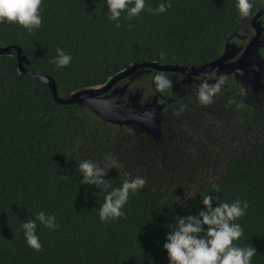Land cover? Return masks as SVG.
Returning <instances> with one entry per match:
<instances>
[{
	"label": "trees",
	"instance_id": "16d2710c",
	"mask_svg": "<svg viewBox=\"0 0 264 264\" xmlns=\"http://www.w3.org/2000/svg\"><path fill=\"white\" fill-rule=\"evenodd\" d=\"M260 1L250 0L249 15L241 17L236 0H145L138 16L122 12L117 27L107 19L105 0H42L40 27L29 33L0 24V47L20 48L27 70L50 76L64 99L135 64L190 68L212 62ZM160 3L170 6L148 11ZM57 48L72 57L62 69L50 62ZM151 73L143 69L127 78L143 99L154 94ZM246 91L238 92L240 98L227 92V152L201 154L195 166L191 143L182 146L178 136L182 129L192 133L194 122L190 111L180 112L176 92L159 91L170 110L154 141L135 126H116L85 107L56 103L44 84L18 72L13 49L0 55V264H168L162 248L168 224L176 215L195 214L205 194L215 195V203L247 201L245 215L235 221L243 233L234 243L251 244L252 264H264V95ZM186 102L194 105L191 96ZM168 116L173 129L166 146ZM106 158L117 162L105 174L109 186L81 185L76 163L104 166ZM136 176L146 183L129 193L124 216L100 222L97 209L106 192ZM41 211L54 215L59 227L37 222V252L25 244L20 224Z\"/></svg>",
	"mask_w": 264,
	"mask_h": 264
},
{
	"label": "clouds",
	"instance_id": "9594fccd",
	"mask_svg": "<svg viewBox=\"0 0 264 264\" xmlns=\"http://www.w3.org/2000/svg\"><path fill=\"white\" fill-rule=\"evenodd\" d=\"M42 0H0V24L10 23L23 27L27 32L38 29L42 18L40 6ZM107 5V19L115 21L119 27L121 13L131 19L145 10V0H105ZM169 4L160 3L153 9L156 13L166 11ZM235 7L241 17L249 15L252 4L250 0H236ZM72 57L57 48L56 56L50 61L56 68L62 69L71 63ZM158 90L170 87L171 81L163 75L154 77ZM222 80L209 84L206 80L201 83L196 93L197 101L202 105L212 103L213 96L220 91ZM108 159V164L101 166L98 163L84 159L76 163V173L80 174L81 185H95L100 188L109 186L105 180L108 169H114L117 162ZM146 180L136 176L125 180L119 187L107 191L103 203L99 205L97 214L99 221L107 223L124 216V205L129 193H136L142 189ZM218 190V189H215ZM201 197L199 208L195 214L176 215L173 222L168 224L162 248L166 251L168 264H252L256 255L255 248L250 244L246 247L237 246L234 242L242 236L243 229L235 221L245 215L248 208L247 201L235 199L229 202L215 203V195L205 194ZM37 222L50 230L56 229L54 215L38 212L34 219L24 220L20 224L25 244L34 251L42 247L36 234Z\"/></svg>",
	"mask_w": 264,
	"mask_h": 264
},
{
	"label": "flooded vegetation",
	"instance_id": "af4514ba",
	"mask_svg": "<svg viewBox=\"0 0 264 264\" xmlns=\"http://www.w3.org/2000/svg\"><path fill=\"white\" fill-rule=\"evenodd\" d=\"M249 44H251L252 47L251 50H249L246 54V56H248L247 60L253 61V64L255 62L259 64L261 69L260 86L252 85L246 78H235L233 73H229L230 71L228 68L213 69L204 77H195L192 75L183 76L178 73H161L156 71L155 73H151V70L148 71V73H151L152 75V83H155L154 77L158 74L163 75L165 78L170 80L171 85L170 87L165 88V90L176 92V96L182 99L181 103H183V106L180 112L183 114L188 113L189 111L191 112L192 120L194 122V126L191 128L192 133H188L186 130L182 129L178 136L179 141H185L182 146L188 147L191 143L192 154L194 157H196L195 166H200L201 162L199 161V157L201 154L215 155L217 151L220 155H223L227 152L223 151V149L227 150V92H234L239 98L240 93L238 92L246 94V90L250 91L251 95L253 96L264 95V0L260 1L259 6L250 20L247 22L246 27L241 29L239 33H235L233 40L225 44L227 46H224L222 54H225L226 60L223 64L227 65L235 62L242 55ZM127 78L121 80L118 82L120 84H116L115 86L120 87L123 84H127V90L131 93H136L137 90H132L130 88V83H133L134 80L129 82L127 81ZM205 80L209 84H212L218 80L223 81L220 91L213 96L212 103L208 105H202L196 99L198 87ZM163 90H157V88L154 87V94L147 98H155L158 101L159 99L163 98L159 93V91ZM137 93L142 94L143 99L142 91ZM190 96L193 98L194 105L190 108H187L186 106L190 103H184V100ZM162 100L166 101V98H163ZM242 101L245 103L247 102L246 100ZM168 103L169 100L162 104L163 108L161 118H163L165 111V113H168V110H170L166 109L165 104ZM203 106H206L207 108L203 109ZM202 113L208 114L209 117L204 118ZM167 119L168 121L165 123L164 140L162 141L166 143V146L172 143L169 133L173 129L169 116ZM200 120L202 121L201 123ZM201 125L202 129H200ZM206 129L210 131L206 133ZM160 137L161 132L157 139L150 138L154 141H157Z\"/></svg>",
	"mask_w": 264,
	"mask_h": 264
},
{
	"label": "water",
	"instance_id": "95a60500",
	"mask_svg": "<svg viewBox=\"0 0 264 264\" xmlns=\"http://www.w3.org/2000/svg\"><path fill=\"white\" fill-rule=\"evenodd\" d=\"M251 47L249 44L235 62L227 65L223 64L226 60L224 53L212 62L190 68L155 63L135 64L117 73L104 85L75 91L64 99L58 97L55 81L50 76L27 70L28 61L21 54L20 48L17 46L0 47V55L9 54V51L13 49L18 72L44 84L56 103L61 105L76 104L85 107L104 122L116 126H135L140 132L157 139L160 136L159 123L162 116V104H159L155 98L142 99V94L129 92L127 84L120 87L115 86L118 82L143 69L161 73H178L183 76L204 77L213 69L228 68L229 73H233L235 78H246L252 85L260 86L261 69L259 64L257 62L253 64V61L247 60L248 56H246Z\"/></svg>",
	"mask_w": 264,
	"mask_h": 264
}]
</instances>
